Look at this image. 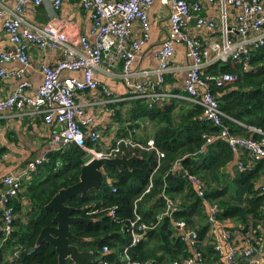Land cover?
Returning <instances> with one entry per match:
<instances>
[{
    "label": "trees",
    "instance_id": "1",
    "mask_svg": "<svg viewBox=\"0 0 264 264\" xmlns=\"http://www.w3.org/2000/svg\"><path fill=\"white\" fill-rule=\"evenodd\" d=\"M247 60L246 68L231 57L213 61L202 67L201 76L210 83V90L225 113L222 121L229 132L260 139L264 138V47L253 48ZM222 72L236 76L216 85L213 78ZM125 112V118L120 112L115 114L119 122L124 120L131 125L130 128L120 127V135L130 136L132 142L144 147L122 144L127 155H138L131 167L107 168L100 189H91L83 197L75 195L68 200L75 206V214L97 217L90 222L71 223L70 230L74 234L90 239H70V242L80 249H92L93 264H98L96 258L103 245L109 247V252L102 258L115 264L120 261L118 252L125 247L132 258L151 259L157 264H174L175 260L179 262L192 256L193 250L200 253L196 264H264V261L250 262L241 254H235L228 262L214 248L215 239L209 234L205 205L181 171L198 175L205 185L203 197L218 205L216 218L222 222L238 221L241 228L234 230L241 232L242 238H251L257 246L261 239L264 241V180L261 178L264 159L248 164L246 153L238 158L222 137L215 136L205 142V135H216L219 126L204 120L202 106L191 100L172 97L149 105L145 98H133ZM142 118L155 122L156 129L151 136L153 147L148 146L147 138L130 134L139 127ZM99 141L92 143L87 138L86 142L99 148ZM157 149L163 152L162 156L158 157ZM82 151L73 142L51 149L46 154L47 159L21 179L18 194L6 203L12 208L14 218L8 237L2 239L4 233L0 230V264L57 263L52 245L45 240L36 245V239L41 227L53 224L54 211L44 205L60 187L78 180L80 167L87 158ZM239 160L243 161L242 168H238ZM176 161L180 162V168H171ZM149 181L151 186L146 191ZM162 193L176 201V209L171 217L164 216L155 228L129 247L130 230L135 228L130 225L135 218V199L138 198L136 210L140 219L153 221L164 207ZM109 207H114V217L106 214ZM96 208L97 212L88 213ZM177 218H184L195 227L198 241L194 249L173 234V219ZM230 227L232 236L234 230ZM16 248L18 254L13 256Z\"/></svg>",
    "mask_w": 264,
    "mask_h": 264
},
{
    "label": "built area",
    "instance_id": "2",
    "mask_svg": "<svg viewBox=\"0 0 264 264\" xmlns=\"http://www.w3.org/2000/svg\"><path fill=\"white\" fill-rule=\"evenodd\" d=\"M28 0H16L12 10L3 9L1 4L0 15L6 14L3 28L13 44V50H0V62L11 59L19 60L24 66L29 64L28 48L30 44L41 47L62 49L60 60L54 65L42 64L41 83L28 92L29 83L22 81L15 90L7 96H0V112L9 110H25L42 115L45 123H57L60 131L53 138L52 148L73 142L80 146L86 155V160L92 157H111L120 154L122 146L144 147L141 143L132 142L130 136H120L114 139L107 148H97L89 145L87 138L97 143L101 133L94 125V116L88 113L84 104L76 100L77 91L100 89L105 94V101L115 102L121 98L112 97L106 83L95 76L96 69L106 71L102 63L115 64L122 60L121 70L117 74L123 79L124 84L132 90L133 98H145L149 105L158 99L184 97L202 106V118L219 126L216 135H205V142L214 139L215 136L224 138L229 147L240 158L241 153L248 156V164L264 159V138L245 137L229 132L228 126L223 123L225 115L220 108L219 101L210 90V83L201 76V69L205 65L216 61L226 60L231 57L247 66V59L253 48L264 47V0H161L168 7L169 29L156 50L158 66L154 70L155 83L162 85L165 75L171 68V55L174 44L181 42L186 48V55L190 62L185 66L183 79V93L166 92L163 90L146 89L148 80L133 81L135 72L131 69L134 53L146 41L149 36L148 10L154 0H78L81 5L90 11L91 29L95 35L94 41H90L87 35L79 37L78 47H74L61 37V29L52 25L34 26L23 21L22 14ZM34 4L46 3L54 9H58L64 0H30ZM137 22L140 35L131 39V27ZM67 29V28H66ZM204 31L205 37H198L191 32ZM109 64V65H110ZM63 70H79L81 76L62 75ZM22 69L4 71L0 74L5 77L14 76L20 78ZM236 75L232 72L220 73L213 79L216 85L232 80ZM151 86V83H150ZM228 117V116H227ZM232 120L239 122L232 116ZM240 123V122H239ZM254 130H256L254 128ZM123 144V145H122ZM149 147H153V139L147 140ZM122 145V146H121ZM158 157L163 152L158 150ZM0 153V157H5ZM46 154L36 157L27 163L26 169L19 175H5L2 179L4 189L0 191V230L5 239L10 234L13 226L12 208L6 203L16 196L21 188V179L27 177L29 172L35 170L36 165L46 160ZM243 167V161H238V168ZM173 169L180 168V162L176 161ZM185 180L190 183L202 198L206 206V218L210 225L209 234L213 235L214 248L219 251L226 261H232L234 255L241 254L250 262L264 261V247L254 246L251 238L243 237L242 245L234 242V233L228 229L225 222L216 218L218 205L215 201H209L203 197L205 185L198 175L181 169ZM149 181L146 191L149 190ZM164 197L163 210L156 215L153 221H144L137 214L135 199L133 211L135 218L130 222L131 239L129 247L136 244L149 229L155 228L164 216L171 217L176 209V201L162 193ZM99 209L90 210L88 213L97 212ZM102 210V209H100ZM106 214L114 217V207H109ZM141 220V221H139ZM173 234L188 246L194 249L198 241L195 227L189 225L184 218L173 219ZM240 251V253H239ZM101 254L96 258L98 264H115L102 256L109 252V247L103 245ZM18 254V248L13 256ZM200 253L193 250V255L185 257L174 264H196ZM119 263L116 264H157L151 259L132 258L127 247L118 252ZM92 261L88 264H93Z\"/></svg>",
    "mask_w": 264,
    "mask_h": 264
},
{
    "label": "crops",
    "instance_id": "3",
    "mask_svg": "<svg viewBox=\"0 0 264 264\" xmlns=\"http://www.w3.org/2000/svg\"><path fill=\"white\" fill-rule=\"evenodd\" d=\"M0 2L4 6L3 9L9 11L16 4V0H0ZM6 16V14L0 15V50H13L14 46L9 41L8 35L3 28V21ZM22 17L25 23L27 22L34 26L40 27L49 24L61 29V37L65 42L74 47H78V39L81 35H87L92 42L95 39V35L90 32V11L84 8L78 0H64L58 9H54L46 3L34 4L28 0L25 4ZM148 20L149 36L145 43L135 51L131 63V69L135 72L133 81L148 80L147 90L150 88L154 90L160 89L181 95L183 93L185 66L191 60L186 55V48L181 42L174 44L171 55V68L165 75L164 83L160 86L155 83L154 70L158 66L156 50L159 48L169 29L167 5L163 4L161 0H154L148 10ZM191 32L198 35V37L208 36L204 31L191 30ZM139 35V25L137 22H134L131 27L130 38L135 39ZM61 51L62 49L58 48L30 44L28 48L29 64L27 66H24L17 59L0 62V69L4 71L19 69L23 71L20 78L14 76L5 77L0 74V96H7L12 93L22 81L29 83L27 91L32 92L41 83V65H54L57 63L62 56ZM109 64L103 62V68H107V70L96 69L95 76L107 84L112 97H114L113 99L119 97L121 98L120 100L112 103L106 102V96L100 89L77 91L75 94L76 100L83 103L85 110L94 116V126L101 133L100 148H107L113 143L115 138L123 136L119 133L120 127L127 125V128H130L128 122L124 120L119 122V116L115 117V114L120 112L124 118L126 117L125 111L130 107V103L133 100L132 89L126 86L123 79L117 74L121 70L122 60L119 58L115 64ZM62 75H76L80 77L81 72L79 70H63ZM165 99L170 98L166 97L161 100ZM177 99L187 98L179 97ZM139 122V127L135 128V132L132 130L130 134L133 137H137V135L146 137L149 135L147 138L150 139L156 129L155 122L147 118H142ZM60 129L59 124L45 123L42 115L26 112L24 109H6L0 112V153L6 155L5 157H0V191L4 189L2 179L5 175L21 174L26 169L29 161L45 155L53 149L52 140L59 133ZM245 157L248 158L247 154H245ZM261 178L264 180V174L261 175ZM204 209L206 211V206ZM202 220L205 221L204 218ZM225 224L228 227L231 226L230 228L233 230L241 228L238 221L231 219L226 220ZM234 239L236 245H242L241 232L234 230ZM259 245L262 248L264 247L262 239Z\"/></svg>",
    "mask_w": 264,
    "mask_h": 264
},
{
    "label": "water",
    "instance_id": "4",
    "mask_svg": "<svg viewBox=\"0 0 264 264\" xmlns=\"http://www.w3.org/2000/svg\"><path fill=\"white\" fill-rule=\"evenodd\" d=\"M131 127V125L129 124ZM85 155V151H82ZM138 155L132 153L127 155L125 151L114 154L111 157H92L80 167L78 180L72 184L60 187L44 205L45 208L54 211L53 224L40 228L36 239V245L42 240L49 242L57 254L56 264H88L93 259L92 249H80L77 244L70 242V239L83 240L90 237H83L74 234L70 230L71 223L77 221L90 222L97 217L76 215L75 206L68 203V200L75 196H85L91 189H100L106 169L110 167L120 168L123 165L131 167L132 162Z\"/></svg>",
    "mask_w": 264,
    "mask_h": 264
},
{
    "label": "rangeland",
    "instance_id": "5",
    "mask_svg": "<svg viewBox=\"0 0 264 264\" xmlns=\"http://www.w3.org/2000/svg\"><path fill=\"white\" fill-rule=\"evenodd\" d=\"M149 131H151V130H149ZM147 135V134H146ZM141 136V135H140ZM142 138H147V137H149V135L148 136H146V137H144V136H141ZM148 139V138H147ZM257 247H260V245H257Z\"/></svg>",
    "mask_w": 264,
    "mask_h": 264
},
{
    "label": "flooded vegetation",
    "instance_id": "6",
    "mask_svg": "<svg viewBox=\"0 0 264 264\" xmlns=\"http://www.w3.org/2000/svg\"><path fill=\"white\" fill-rule=\"evenodd\" d=\"M88 217V216H87ZM43 241V240H42ZM46 241V240H45Z\"/></svg>",
    "mask_w": 264,
    "mask_h": 264
}]
</instances>
